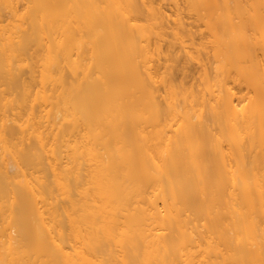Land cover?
Wrapping results in <instances>:
<instances>
[{
  "label": "bare ground",
  "instance_id": "bare-ground-1",
  "mask_svg": "<svg viewBox=\"0 0 264 264\" xmlns=\"http://www.w3.org/2000/svg\"><path fill=\"white\" fill-rule=\"evenodd\" d=\"M257 50L264 0H0V264H264Z\"/></svg>",
  "mask_w": 264,
  "mask_h": 264
},
{
  "label": "rangeland",
  "instance_id": "rangeland-1",
  "mask_svg": "<svg viewBox=\"0 0 264 264\" xmlns=\"http://www.w3.org/2000/svg\"><path fill=\"white\" fill-rule=\"evenodd\" d=\"M186 21L188 23L192 24L193 31L197 32L198 35H199V33H205L204 28L200 27L199 23H197L194 19H192V18L191 19H186ZM204 42H207V40H204ZM167 47H168V45H167V42L165 41L162 44V46H161V50H162V54L160 56L161 61L157 65V68L161 69V72L163 71V67L165 66L166 60L168 58V56H167ZM263 55H264V53H263L262 50H257L256 53H255L257 63L264 67V56ZM246 94H248L249 96H253L252 91H249L247 89H244L240 93V96L246 95Z\"/></svg>",
  "mask_w": 264,
  "mask_h": 264
}]
</instances>
